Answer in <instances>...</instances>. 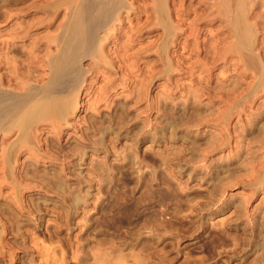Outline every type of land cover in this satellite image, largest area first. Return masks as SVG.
<instances>
[{"label": "rangeland", "instance_id": "1", "mask_svg": "<svg viewBox=\"0 0 264 264\" xmlns=\"http://www.w3.org/2000/svg\"><path fill=\"white\" fill-rule=\"evenodd\" d=\"M79 1L0 0L2 90L46 95ZM115 1L76 92L0 131V264H264V0Z\"/></svg>", "mask_w": 264, "mask_h": 264}, {"label": "bare ground", "instance_id": "2", "mask_svg": "<svg viewBox=\"0 0 264 264\" xmlns=\"http://www.w3.org/2000/svg\"><path fill=\"white\" fill-rule=\"evenodd\" d=\"M78 1V0H77ZM124 1V0H123ZM166 1V0H165ZM121 3H122V1H120ZM161 2H164V0L163 1H161ZM164 4V3H163ZM73 5V4H72ZM227 5V4H226ZM74 6V5H73ZM73 6H72V8H73ZM119 7H120V5H118ZM117 6V4H116V1L115 0H80L79 1V3H78V5H77V7H76V9H75V12H76V14H74L73 16H74V19L73 20H71V22H70V24H68L69 26L67 27V32H66V35H65V37H64V41H63V45H62V49H61V52H60V54L58 55V56H56V58H54V60H52V62H53V66H52V76H50V74H49V76L51 77L50 78V80H49V82H48V84L47 83H44V84H47V86H45L46 87V89H45V87L44 86H42L41 88H43L44 87V90H45V92H46V95H44V97H43V95H40V94H38L39 92H41V91H39V89H40V87H38V88H36L38 91H36L37 93H31L32 91H33V89H30V90H32L31 92L29 91V89L27 88V90L30 92H28V91H26V94H19L18 92H17V94H9V93H11V92H9V91H7L8 93H6L4 90H2V88H4V87H2V88H0V131H2V130H8L10 127H6V124L10 121V120H12V119H16V118H18V116L19 115H22V108H23V105H25L27 102H30L32 99H34V98H46V99H48V98H54V95L55 94H60V93H70V94H73V92H76L75 90L78 88V87H80V84H82V80L84 79V77L83 76H85L84 74L85 73H83L84 71L81 69V67H80V65H78L79 64V62H81V58L82 57H85V55H90V54H92V52H94L95 51V46H96V44L97 43H99L98 42V40H99V33H100V30L101 29H103V28H105L111 21H112V19H114V14L116 13L117 14V8L119 9V7ZM127 6V5H126ZM72 8H70V9H72ZM123 8V7H122ZM119 11V10H118ZM70 13V12H69ZM241 17V16H240ZM161 18V17H160ZM69 19H70V16H69ZM161 20V19H160ZM235 21H236V19H235ZM241 26V25H240ZM239 26V27H240ZM64 27V26H63ZM247 28V27H246ZM63 29V28H62ZM64 30H62L61 32H63ZM245 32V31H244ZM250 34V33H249ZM248 34V35H249ZM101 36V35H100ZM57 37V36H56ZM102 37V36H101ZM58 39H60V37L58 38ZM62 40V39H61ZM102 40V39H101ZM103 41V40H102ZM242 43V42H241ZM57 45V44H56ZM243 45V44H242ZM244 46V45H243ZM57 47V46H56ZM102 47V46H101ZM252 47V46H251ZM57 53V52H56ZM55 53V54H56ZM59 53V52H58ZM22 54V53H21ZM54 54V53H53ZM98 54V53H97ZM20 55V54H19ZM34 55V54H33ZM32 56V55H31ZM30 56V57H31ZM99 56V55H98ZM16 57V56H15ZM32 57H34V56H32ZM101 57V56H100ZM99 57V58H100ZM1 58V57H0ZM5 58V57H4ZM260 58V57H259ZM10 59V58H9ZM51 59V58H50ZM102 59V58H101ZM257 59V58H256ZM15 60V59H14ZM22 60V59H21ZM30 60V59H29ZM99 60V59H98ZM50 61V60H49ZM36 62V61H35ZM5 63H3V65H4ZM13 64V63H12ZM21 64V63H20ZM251 64V63H250ZM261 64H263V62L261 63ZM17 65V64H16ZM19 65V64H18ZM47 65V64H46ZM52 65V64H51ZM253 65V64H252ZM262 66H264V65H262ZM1 67V66H0ZM16 67V66H15ZM257 67V66H256ZM83 69H84V67H83ZM260 69V68H259ZM20 70V69H19ZM23 70V69H22ZM31 70V69H30ZM38 70V69H37ZM263 70H264V67H263ZM88 71V70H87ZM260 71V70H259ZM257 72V71H256ZM263 71H261V73H262ZM9 73H10V71H9ZM22 75V74H21ZM262 75V74H261ZM260 75V76H261ZM7 76V75H6ZM33 76V75H32ZM11 77V76H10ZM22 77H23V75H22ZM36 77V76H35ZM49 78V77H48ZM264 78V77H263ZM1 79V81H3V78H0ZM259 79V78H258ZM42 81V80H41ZM83 81H85V80H83ZM14 82V81H13ZM16 82V81H15ZM24 82H26V81H24ZM257 82H258V80H257ZM262 82V81H261ZM22 83V82H21ZM2 84H3V82H2ZM12 84V83H11ZM26 84V83H25ZM264 84V83H263ZM42 85V84H41ZM41 85H39V86H41ZM259 85V84H258ZM257 85V86H258ZM4 86H6V85H4ZM36 86V85H35ZM6 88V87H5ZM4 88V89H5ZM8 89H9V87H8ZM25 89V88H24ZM103 89V88H102ZM257 89V88H256ZM16 90V89H15ZM19 90V89H18ZM78 91V90H77ZM105 91V90H104ZM13 92V91H12ZM34 92H35V88H34ZM25 93V92H24ZM42 93H43V91H42ZM246 93H248V92H246ZM259 93V92H258ZM70 94H69V96H70ZM78 94V93H77ZM76 95V94H75ZM74 95V96H75ZM258 95V94H257ZM64 97H68V96H63V97H61L62 99H59V98H57L56 100V104L54 105H51V106H49L48 105V102H47V105L46 106H44V105H41L40 104V106H37V107H35V108H32L30 111H29V113H30V115L31 116H36V117H40V118H42L43 119V117H42V115L44 116V115H47V116H49V115H52L51 116V118L50 119H52V118H54L55 116H56V119L55 120H57V122H59V120L57 119V116H59V119L61 118V117H63L64 116V113L65 112H67L68 113V111H69V107L70 106H72L73 107V105H71L70 104V99H71V97H70V99H69V97L68 98H65L64 99ZM73 97V96H72ZM76 97H77V95H76ZM75 98V97H74ZM252 99V98H251ZM60 100V101H59ZM38 101V100H37ZM45 101V100H44ZM46 101H48V100H46ZM34 102V101H33ZM40 102V101H39ZM49 102H50V100H49ZM73 104H74V102L73 101H71ZM31 103V102H30ZM51 103V102H50ZM49 103V104H50ZM33 104V103H32ZM28 107L29 106H27V108L26 109H28ZM264 107V106H263ZM72 109V108H71ZM66 110H68V111H66ZM24 111L26 112L27 110H25V108H24ZM23 111V112H24ZM71 111V110H70ZM21 113V114H20ZM26 114V113H25ZM55 115V116H54ZM253 115V114H252ZM263 115V114H262ZM30 116V117H31ZM54 116V117H53ZM130 117V116H129ZM20 118V117H19ZM23 118V117H22ZM21 118V119H22ZM39 118V119H40ZM45 118H47L46 116L44 117V119ZM252 118V117H251ZM250 118V119H251ZM258 118V117H257ZM49 120V119H48ZM131 120V119H130ZM51 121H53V120H51ZM30 122H32V121H30ZM56 122V121H55ZM21 123H23V121L21 120ZM49 123V122H48ZM38 124V123H37ZM121 124V123H120ZM250 124V123H249ZM8 125V124H7ZM16 125L18 126V125H20V129H21V126L23 125V124H20V122L17 124L16 123ZM16 126V127H17ZM236 126V125H235ZM242 126V125H241ZM17 127V128H18ZM30 127V126H29ZM142 127V126H141ZM223 127V126H222ZM31 128V127H30ZM236 128V127H235ZM252 128V127H251ZM19 129V130H20ZM18 130V129H17ZM9 132H10V130H8ZM254 131V130H253ZM3 132V131H2ZM7 132V131H6ZM6 132H4V133H6ZM9 132H7V133H9ZM20 132H21V130H20ZM227 132V131H226ZM237 132V131H236ZM1 133V132H0ZM6 133V134H7ZM26 134V133H25ZM29 134L30 133H28V136H29ZM239 134V133H238ZM253 135V134H252ZM264 135V134H263ZM229 137V136H228ZM239 137V136H238ZM242 137H243V135H242ZM256 137H258V136H256ZM220 138V137H219ZM226 138V137H225ZM249 138V137H248ZM262 138V137H261ZM40 140V139H39ZM242 140V139H241ZM258 140V139H257ZM256 141V140H255ZM259 141V140H258ZM262 141H263V139H262ZM222 142V141H221ZM236 142V141H235ZM23 143V142H22ZM250 143V142H249ZM21 145H24V143L23 144H21ZM213 145V144H212ZM239 145V144H238ZM37 146V145H36ZM28 147V146H27ZM192 147V146H191ZM255 148V147H254ZM247 149V148H246ZM15 150V149H14ZM31 150V149H30ZM177 151V150H176ZM180 151V150H179ZM256 151V150H255ZM185 152V151H184ZM182 153V152H181ZM208 153V152H207ZM210 153V152H209ZM249 153V152H248ZM228 155V154H227ZM233 156V155H232ZM263 156V155H262ZM228 157V156H227ZM256 157V156H255ZM261 157V156H260ZM7 158V157H6ZM10 158V157H9ZM204 158V157H203ZM231 158V157H230ZM263 158V157H262ZM36 159V158H35ZM200 159V158H199ZM246 159V158H245ZM181 160V159H180ZM15 161V160H14ZM184 161V160H183ZM213 161V160H212ZM246 161V160H245ZM178 162V161H177ZM193 162V161H192ZM222 162V161H221ZM226 162V161H225ZM262 162V161H261ZM260 162V163H261ZM4 163V162H3ZM34 163V162H33ZM223 163V162H222ZM240 163V162H239ZM200 164V163H199ZM244 164V163H243ZM217 165V164H216ZM234 165V164H233ZM255 165V164H254ZM262 165H264V164H262ZM3 166V165H2ZM7 166V165H6ZM37 166V165H36ZM248 166V165H247ZM261 166V165H260ZM8 167V166H7ZM9 167H10V165H9ZM216 167V166H215ZM215 167H213L214 169H215ZM258 167V166H257ZM11 168V167H10ZM204 168V167H203ZM224 168V167H223ZM233 168V167H232ZM231 168V169H232ZM242 168V167H241ZM260 168H262V167H260ZM211 169V168H210ZM235 169V168H234ZM257 169V168H256ZM233 170V169H232ZM259 170V169H258ZM257 170V171H258ZM40 171V170H39ZM217 171V170H216ZM229 171H230V169H229ZM233 171H235V170H233ZM239 171H241V170H239ZM253 171V173H254V170H252ZM251 170L250 171H248V173L249 172H252ZM262 171V170H261ZM211 172V171H210ZM230 172H232V171H230ZM238 173V171H235V173ZM213 173V172H212ZM212 173H211V175H212ZM221 173V172H220ZM259 173V172H258ZM264 173V172H263ZM214 174V173H213ZM207 175V174H206ZM220 175V174H219ZM232 175V174H231ZM246 175H249V174H245V176ZM260 175H262V174H260ZM259 175V176H260ZM33 176H35V175H33ZM51 176V175H50ZM215 176V175H214ZM221 176V175H220ZM234 176H237V175H234ZM233 176V177H234ZM239 176V175H238ZM235 177L236 178V180H237V178H240V177ZM244 176V175H243ZM263 176V175H262ZM7 177H8V175H7ZM213 177V176H212ZM211 177V178H212ZM216 177H218V175L216 176ZM227 177V176H226ZM230 177V176H229ZM210 178V177H209ZM234 178V179H235ZM242 178V177H241ZM251 178V177H250ZM220 179V178H219ZM233 179V178H232ZM248 179V178H247ZM254 179V178H253ZM62 180H63V178H62ZM212 180H214V179H212ZM222 180V179H221ZM226 180V182H227V184H228V181H227V179H225ZM224 180V181H225ZM240 180V179H239ZM243 180V178L241 179V181ZM250 180V179H249ZM256 180H257V178H256ZM256 180H254V181H256ZM47 181V180H46ZM230 181H232V180H230ZM229 181V182H230ZM238 181V180H237ZM236 181V182H237ZM167 182V181H166ZM240 182V181H239ZM250 182V181H249ZM187 183V182H186ZM214 183V182H213ZM215 183H216V181H215ZM222 183V182H221ZM224 184H226L225 182H223ZM231 183H233V182H231ZM251 183V182H250ZM256 183V182H255ZM170 184V183H169ZM217 184H218V182H217ZM226 184V185H227ZM238 184V183H237ZM182 185V184H181ZM221 185V184H220ZM229 185H230V183H229ZM168 186V185H167ZM187 186V185H186ZM215 186L217 187V186H219V185H214V187L213 188H215ZM224 187V186H223ZM255 187V186H254ZM1 188V187H0ZM69 188V187H68ZM168 188V187H167ZM217 188H219V187H217ZM217 188H216V190H217ZM227 188V187H226ZM175 189V188H174ZM182 189V188H181ZM208 189V188H207ZM10 190V189H9ZM16 190V189H15ZM54 190V189H53ZM177 190V189H176ZM219 190V189H218ZM217 190V191H218ZM223 190V189H222ZM222 190H221V192H222ZM253 190V189H252ZM66 192V191H65ZM216 192V191H215ZM215 192L214 193H212V195L213 194H215ZM220 192V194L221 195H223L222 193ZM178 193V192H177ZM208 193V192H207ZM218 193V192H217ZM254 193V192H253ZM73 194V193H72ZM202 194V193H201ZM219 193L217 194V195H220ZM64 195H66V194H64ZM172 195V194H171ZM211 195V194H210ZM212 195H211V197H212ZM216 195V194H215ZM216 195V196H217ZM78 196V195H77ZM77 196H75V197H77ZM214 196V195H213ZM24 197V196H23ZM74 197V196H73ZM158 197V196H157ZM199 197V196H198ZM215 197V196H214ZM219 197H222V196H219ZM13 199V198H12ZM217 199V198H216ZM213 200H215V199H213ZM211 201H212V199H211ZM216 201V200H215ZM250 201V200H249ZM77 202V201H76ZM137 202V201H136ZM157 202V201H156ZM196 202V201H195ZM210 202V201H209ZM214 202V201H213ZM217 202V201H216ZM8 203V202H7ZM72 203V202H71ZM79 203V202H78ZM135 203V202H134ZM177 203V202H176ZM216 204V203H215ZM231 204V203H230ZM8 205V204H7ZM21 205V204H20ZM139 205V204H138ZM203 205V204H202ZM206 205V204H205ZM208 205H211V204H208ZM132 206H133V204H132ZM182 206V205H181ZM17 207V206H16ZM35 207V206H34ZM74 207V206H73ZM212 207V206H211ZM2 208V207H1ZM113 208V207H112ZM133 208V207H132ZM200 208V207H199ZM206 208H207V206H206ZM18 209H19V207H18ZM37 209V208H36ZM124 209V208H123ZM140 209V208H139ZM190 209V208H189ZM200 209H202V208H200ZM204 209V208H203ZM246 209V208H245ZM65 210V209H64ZM114 210V209H113ZM182 210V209H181ZM197 210H198V208H197ZM14 211V210H13ZM16 211V210H15ZM232 211H233V209H232ZM245 211V210H244ZM182 212V211H181ZM240 212V211H239ZM243 212V211H242ZM9 213V212H8ZM12 213V212H11ZM124 213V212H123ZM128 213V212H127ZM179 213V212H178ZM247 213V212H246ZM132 214V213H131ZM154 214V213H153ZM240 214V213H239ZM259 214V213H258ZM178 215V214H177ZM241 215H242V213H241ZM248 215V214H247ZM125 216V215H124ZM239 217H240V215H238ZM7 218V217H6ZM11 218V217H10ZM14 218V217H13ZM30 218V217H29ZM32 218V217H31ZM114 218V217H113ZM241 218V217H240ZM242 218H244V217H242ZM257 218V217H256ZM9 219V218H8ZM124 219V218H123ZM134 219V218H133ZM147 219V218H146ZM159 219V218H158ZM171 219V218H170ZM173 219V218H172ZM12 220V219H11ZM15 220H16V217H15ZM30 220V219H29ZM157 220V219H156ZM187 220V219H186ZM26 221V220H25ZM31 221V220H30ZM171 221V220H170ZM218 221V220H217ZM257 221V220H256ZM27 222H29L28 220H27ZM191 222V221H190ZM255 222V221H254ZM263 222V221H262ZM16 224H17V221L15 222ZM158 223V222H157ZM164 223V222H163ZM192 223V222H191ZM199 223V222H198ZM251 223V222H250ZM253 223V222H252ZM256 223V222H255ZM162 224V223H161ZM174 224V223H173ZM190 224V223H189ZM204 224V223H203ZM19 225V224H18ZM148 225V224H147ZM180 225V224H179ZM194 225H196V224H194ZM205 225V224H204ZM219 225V224H218ZM14 226V225H13ZM20 226V225H19ZM70 226V225H69ZM144 226V225H143ZM149 226H150V224H149ZM169 226V225H168ZM197 226V225H196ZM253 226V225H252ZM259 226V225H258ZM261 226V225H260ZM12 227V226H11ZM18 227V226H17ZM17 227H16V229H17ZM42 227V226H41ZM159 227V226H158ZM170 227V226H169ZM176 227V226H175ZM178 227V226H177ZM195 227V226H194ZM201 227V226H200ZM217 227V226H216ZM195 228H197V227H195ZM206 228V227H205ZM226 228V227H225ZM252 228V227H251ZM20 230H22V226H20V228H19ZM18 229V230H19ZM8 230V229H7ZM168 230V229H167ZM251 230V229H250ZM262 230V229H261ZM249 231V230H248ZM247 231V232H248ZM19 232V231H18ZM33 232V231H32ZM226 232V231H225ZM228 232V231H227ZM253 232H255V231H253ZM252 232V233H253ZM14 233V232H13ZM111 233V232H110ZM264 233V232H263ZM22 234V233H21ZM239 234V233H238ZM251 234V233H250ZM261 234V233H260ZM153 235V234H152ZM159 235V234H158ZM237 235V234H236ZM246 235V234H245ZM233 236V235H232ZM164 237V236H163ZM234 237V236H233ZM238 237V236H237ZM248 237V236H247ZM103 238V237H102ZM107 238V237H106ZM256 238V237H255ZM112 239V238H111ZM110 239V240H111ZM159 239V238H158ZM239 239V238H238ZM258 239V238H257ZM32 240V239H31ZM105 240V239H104ZM249 240V239H248ZM260 240V239H259ZM98 241V240H97ZM263 241V240H262ZM21 242V241H20ZM149 242H151V241H149ZM247 242V241H246ZM245 242V243H246ZM251 242V241H250ZM260 242V241H259ZM153 243V242H152ZM237 243V242H236ZM37 244V243H36ZM113 244V246L115 247L112 251L110 250V252H107V251H102V250H105V249H102V247H101V251H102V253H106L107 254V256L108 257H106L105 255L104 256H102L103 254L101 253H99L100 252V250L98 251H96V253L97 254H100L101 256H99L100 258H102V257H106L105 259H106V261H108V259L110 260V262L109 263H111V264H113V262H111V261H115L114 259L116 258V259H118L117 258V255L115 254V249L117 250L118 249V246H117V248H116V246L114 245V243H112ZM150 244V243H149ZM233 244V243H232ZM238 244V243H237ZM236 244V245H237ZM244 244V243H243ZM251 244V243H250ZM259 244V243H258ZM263 244V243H262ZM27 245V244H26ZM101 245V244H100ZM107 245V244H106ZM123 245V244H122ZM143 245V244H142ZM236 245H235V247H236ZM248 245V244H247ZM94 246V245H93ZM97 246V245H96ZM107 246H110V245H107ZM112 246V245H111ZM110 246V247H111ZM145 246V245H144ZM147 246H148V244H147ZM151 246H152V244H151ZM256 246V245H255ZM16 248V247H15ZM44 248V247H43ZM108 248V247H107ZM113 248V247H112ZM143 248V247H142ZM158 248V247H157ZM28 249H29V247H28ZM45 249V248H44ZM146 249V248H145ZM236 249H238V248H236ZM243 249H245V248H243ZM46 250V249H45ZM133 250V249H132ZM149 250H151V249H149ZM153 250V249H152ZM256 250V249H255ZM10 251V250H9ZM108 251H109V248H108ZM121 251V250H120ZM146 250H144L143 252H145ZM209 251V250H208ZM241 251V250H240ZM24 252V251H23ZM29 252V251H28ZM118 252H119V250H118ZM121 252H123V251H121ZM119 253L120 254V256H122V253ZM143 252H141V253H143ZM151 252V251H150ZM149 252V253H150ZM158 252V251H157ZM136 253V252H135ZM148 253V252H147ZM153 253V252H152ZM260 253V252H259ZM42 254V253H41ZM118 254V253H117ZM119 254H118V257H119ZM262 254V253H261ZM95 255V254H94ZM141 255V254H140ZM152 255V254H151ZM165 255V254H164ZM176 255V254H175ZM187 255V254H186ZM260 255V254H259ZM97 256V255H96ZM133 256H137V254H134ZM158 256V255H157ZM264 256V255H263ZM12 257V256H11ZM125 257V256H124ZM132 257V256H131ZM149 257H150V254H149ZM153 257V256H152ZM166 257V256H165ZM30 258H31V256H30ZM104 258H102V259H104ZM122 258V257H121ZM121 258L119 257V260H121ZM136 258H138V256L136 257ZM156 259H157V257H155ZM195 258V257H194ZM261 258V257H260ZM259 258V259H260ZM96 259V258H95ZM98 259V258H97ZM102 259H100V262H99V259H98V263L97 264H99V263H101V260ZM104 259V260H105ZM132 259H133V257H132ZM135 259V258H134ZM139 259V258H138ZM143 259V258H142ZM142 259L140 260V261H142ZM145 259H147L146 257H145ZM163 259H164V257H163ZM255 259V258H254ZM44 260V259H43ZM47 260V259H46ZM85 260V259H84ZM124 260V259H123ZM126 260V259H125ZM135 260H137V259H135ZM134 260V261H135ZM148 260V259H147ZM257 260V259H256ZM261 260H263V259H261ZM105 261V262H106ZM139 261V260H138ZM152 261V260H151ZM201 261V260H200ZM104 262V261H103ZM102 262V263H103ZM137 262V261H136ZM146 262V261H145ZM162 262H164V260L162 261ZM254 262H255V260H254ZM87 263V262H86ZM101 263V264H102ZM108 263V262H107ZM107 263H105V264H107ZM108 263V264H109ZM125 263V262H124ZM132 263V262H131ZM135 263V262H134ZM157 263V262H156ZM30 264V263H29ZM96 264V263H95ZM115 264V263H114ZM118 264V263H117ZM122 264V263H121ZM137 264V263H136ZM139 264V263H138ZM155 264V263H154ZM198 264V263H197ZM261 264H263V262L261 263Z\"/></svg>", "mask_w": 264, "mask_h": 264}]
</instances>
